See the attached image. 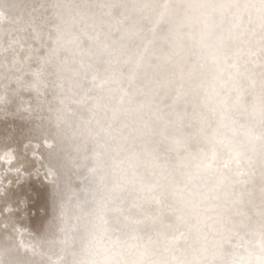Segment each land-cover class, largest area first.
Listing matches in <instances>:
<instances>
[{
    "label": "bare ground",
    "instance_id": "6f19581e",
    "mask_svg": "<svg viewBox=\"0 0 264 264\" xmlns=\"http://www.w3.org/2000/svg\"><path fill=\"white\" fill-rule=\"evenodd\" d=\"M16 168L37 197L0 264H264V0H0Z\"/></svg>",
    "mask_w": 264,
    "mask_h": 264
},
{
    "label": "snow or ice",
    "instance_id": "6c2138e0",
    "mask_svg": "<svg viewBox=\"0 0 264 264\" xmlns=\"http://www.w3.org/2000/svg\"><path fill=\"white\" fill-rule=\"evenodd\" d=\"M30 178L31 174L21 168L9 169L0 174V215L12 216L17 221L29 220V208L35 207L37 194L30 189L21 193L20 189Z\"/></svg>",
    "mask_w": 264,
    "mask_h": 264
},
{
    "label": "water",
    "instance_id": "95a60500",
    "mask_svg": "<svg viewBox=\"0 0 264 264\" xmlns=\"http://www.w3.org/2000/svg\"><path fill=\"white\" fill-rule=\"evenodd\" d=\"M46 140L43 138V139H41V141H40V145H38L37 144V148L34 150V153H32V154H30V151L29 152H26V156L28 157V158H30V159H35V158H38L39 157V152H37L38 150H39V148L42 146V147H44V142H45ZM48 141V143H49V140H47ZM47 143V144H48ZM46 144V145H47ZM40 159V158H39ZM49 170H43V169H38L37 170V173L38 174H42V173H44V172H50L51 170H50V167L48 168ZM51 173V172H50ZM49 178H50V176H49ZM48 178V179H49ZM47 181V180H46ZM12 234L14 235V239H13V241L15 242V244L18 246V250H21V248H23V250H21V251H24L26 254H27V251H26V249L29 247V246H31V243L30 244H28V245H26L27 244V241H30L29 240V238L32 236V231H31V229H30V227L29 226H27V225H23V224H20V225H18V226H16L13 230H12ZM32 245L33 246H35L36 247V244H33L32 243Z\"/></svg>",
    "mask_w": 264,
    "mask_h": 264
},
{
    "label": "clouds",
    "instance_id": "9594fccd",
    "mask_svg": "<svg viewBox=\"0 0 264 264\" xmlns=\"http://www.w3.org/2000/svg\"><path fill=\"white\" fill-rule=\"evenodd\" d=\"M106 259L93 241L90 240L85 244L82 264H106Z\"/></svg>",
    "mask_w": 264,
    "mask_h": 264
}]
</instances>
